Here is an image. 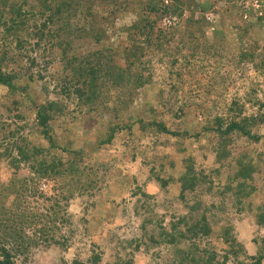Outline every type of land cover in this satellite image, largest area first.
<instances>
[{"label": "rangeland", "instance_id": "rangeland-1", "mask_svg": "<svg viewBox=\"0 0 264 264\" xmlns=\"http://www.w3.org/2000/svg\"><path fill=\"white\" fill-rule=\"evenodd\" d=\"M27 1L28 4H36L35 0ZM212 2L215 7L205 12L207 24L204 28L196 27L193 33L191 31L188 33L182 28L183 32L176 34L169 44L171 48L169 55L158 56L161 52H155L157 55L149 56L155 65L156 82L149 89L143 88L134 93L135 100L131 105L120 107L121 119L127 121L133 115L132 118L139 117L148 123L151 116L142 104L145 98L146 101L151 100L158 104L156 106L158 112L160 115H166L165 121L172 130L180 128L183 131L200 132L207 125L208 119L215 114H222L234 100L245 103L246 113L256 111L260 104L264 103V72L255 71L253 65L241 61L242 53L249 51L252 45L264 44L263 32H257L255 29V34L246 32V25L257 16L263 15L261 17L264 20V0H212ZM218 4L221 7H218ZM188 15L190 12H186L185 17ZM130 22L131 18L126 17L119 25L123 23L129 25ZM98 27L101 26L98 24L96 29ZM105 30L101 33L98 29H88L87 34L91 42L82 44L78 54L87 53L89 48L104 51L108 49L106 45L110 44L114 50L117 49L121 53L119 57L116 53L112 55L105 52L112 55L110 66L117 68V65L121 64L124 67L123 49L125 50L128 45L124 34L119 30H113L110 25H107ZM262 30L264 31V26ZM3 36L4 32L0 28V38ZM97 38L101 39V42H97ZM27 39L31 44L36 41L30 35ZM49 48L50 45L44 46L43 43L36 51L31 52L28 47V50L23 52L24 58L20 54L22 50L19 51L15 44H11L8 56L16 60L12 67L17 68L20 75L17 85L28 86V91L12 92L7 88H0V118L1 114L4 116L9 114L8 107L12 109L11 115L23 112L33 118L36 105L48 99H61L67 104V112L64 121L55 123L57 133L61 135L60 145L66 146L69 137L77 143L86 142L89 163L86 161L85 163L92 165L93 171L97 172L96 175H92L95 183L84 193L75 191V196L68 200H62L60 194L53 195L49 184L42 185L38 192L28 194L21 201L17 213L25 212L24 215L27 217L25 216L22 221L18 218L7 230L6 228L0 230V239H4L7 247L14 249L18 264H64V262L72 264L73 260L87 264L88 257L93 251L102 252L103 260L100 264H115L117 257L125 261L132 258L134 264H179L180 255L176 247L164 243L155 245L149 239L150 234L161 218L164 217V223L168 225L171 213L181 215L185 212V203L177 199L181 191L179 179L186 171L185 163L182 162L183 157L192 156L196 169L203 168L206 173L214 176L218 164L215 163L214 146L210 143L212 134L202 132L199 138H177L139 132L135 137L136 142H131L128 132H124L126 141L118 144L117 148L101 149L97 144H91L87 140L89 138L84 136V131L94 133L96 128L86 122V118L89 117L87 113L80 114L79 111H75L77 106L74 97L68 98L61 93L62 84L71 74L64 70L65 64L58 49L52 52ZM31 57L35 58L34 64ZM173 62L175 66L172 65ZM103 80L107 94L108 83L105 78ZM162 90L163 100H158ZM119 95L118 90L108 93L109 107L107 111L101 110L97 116L102 115L103 124L109 120L113 123L120 122L112 109ZM251 95L252 103L249 102ZM165 100L172 110L171 113L166 112L167 108L162 105ZM31 101L34 102V106ZM257 101L260 103L254 105ZM14 103H20L18 111L15 110L14 106L17 105ZM62 122L66 123L62 125ZM71 127H76L77 138L68 134L72 132ZM257 132L261 136L260 142L245 148V143L239 141L234 147L236 155L248 149L255 153L256 159L258 151L264 150V126L258 128ZM0 137H4V132H1ZM213 140L215 141V136ZM39 143L47 145L41 140ZM183 149L185 153L178 151ZM4 166H7L5 158L0 160V184L6 183L2 180L6 173ZM152 170L168 181L166 187H161L160 183L155 181ZM260 171L255 174L256 179L253 181L256 187L254 196L247 200V204L250 201L254 202V208L264 205L262 176L264 163L260 166ZM226 175L227 170L222 171L219 181H216L210 193L206 190L209 183L197 193L205 195L203 211L215 205V208L206 212L214 223V232L207 241L200 242V245L202 248L206 246L209 249H216L223 255V249H230L231 240L235 239L233 249L238 250L239 255L235 258L230 253L228 264H237L241 260L246 264H253L254 260L251 257L264 253V226L257 224L253 213L246 210L244 205H238L234 200L223 197L221 187L227 180ZM18 176L26 177V170H20ZM72 185L67 188L70 187L73 191L75 186ZM139 190L150 194L149 199L143 198L142 191ZM136 191L138 196L133 194ZM186 194L190 199L192 194L190 192ZM64 195L68 196L69 192L65 191ZM15 200V196H12L7 201L8 208L16 210ZM138 201L145 204V209L141 210L140 214L135 212ZM220 204L223 208L217 211L216 208ZM59 209L62 214H54ZM33 215L35 217H32ZM60 219L66 221L62 222ZM147 220L149 222L146 224ZM43 225H47L50 235L52 230L59 226L60 230L54 235L61 238V241H66L65 246L52 242L45 244L40 238L41 233L38 232ZM143 225L145 229L142 228ZM225 226L230 228L229 243L226 244L220 237ZM95 243L100 244L101 249Z\"/></svg>", "mask_w": 264, "mask_h": 264}, {"label": "trees", "instance_id": "trees-1", "mask_svg": "<svg viewBox=\"0 0 264 264\" xmlns=\"http://www.w3.org/2000/svg\"><path fill=\"white\" fill-rule=\"evenodd\" d=\"M35 1L36 4H28L27 0H0V28L4 32V36L0 38V88H7L12 92L27 93L28 91V86L17 85L20 75L17 68L12 67L16 60L8 56L11 44H15L19 51L22 50L20 54L23 55L28 47L31 52L36 51L44 43V46L50 45L49 49L52 52L58 49L65 64L64 70L71 74H69L70 78L62 84L60 91L68 98L74 97L77 106L75 111H79L80 114L87 113L89 116L86 122L91 127H95L96 131L94 133L91 131L90 133L89 130L84 131V136L89 138L87 140L91 144L95 143L101 149L117 148L118 144L126 141L124 132H128L131 142H136L135 137L139 132L140 134L151 132L156 136L170 135L177 138H199L202 132H210L213 137L215 136V141L212 137L210 143L214 146L215 163L218 164L214 176L206 173L203 168L196 169L192 156L183 157L182 162L185 163L186 171L179 179L181 191L177 199L185 203V212L181 215L171 213L172 217L168 225H165L164 217L161 218L154 225V231L149 239L155 245L161 243L174 245L180 255L179 264H228L230 253L237 258L239 251L233 249L235 239L231 240L230 249H223V255L216 249L201 247L200 242L207 241L214 232V223L206 212L215 208V205L203 211L205 195L201 196L197 193L202 191L207 183L209 184L206 190L210 193V189L217 180L219 181L222 171L227 170V180L222 184L221 194L225 199L230 198L238 205H244L246 210L253 213L257 224L264 226V205L254 208L253 201L247 204V200L254 196L256 190L253 181L256 179L255 174L261 172L264 150L258 151L254 148L258 151L256 160L255 153L250 150L247 149L236 155V149H234L241 140L245 143L244 146H247L245 148L260 142L261 136L257 129L264 126V103L260 104L256 111L246 113L245 103L234 100L222 114H215L208 119L207 125L200 132L183 131L180 128L172 130L165 121L166 115H160L158 112L156 107L158 104L155 101H146L145 98L142 104L151 116L148 123L139 117L132 118L133 115L130 116L131 119L125 121L119 114L120 107H127L134 102V93L143 88L149 89L155 84V65L149 56L157 55L155 52H161L158 56L169 55L170 42L176 34H181L184 28L188 33L196 27L204 28L207 24L205 12L215 7L212 0L203 2L198 0ZM218 7L221 6L218 4ZM186 12H190L187 17H185ZM261 16L263 15L257 16L254 21L246 25L247 33L255 34L254 29L264 33L262 30L264 20ZM126 17L131 18L130 24L119 25V22L125 21ZM98 24L101 27L97 29L101 33L106 31L107 25H110L113 30H119L124 34L128 42L126 49H123L124 67L121 64L117 65V68L110 66L114 53L116 56H121V53L117 49L114 50L110 44L106 45L108 49L104 51L89 48L87 53L78 54L82 44L91 42L87 30H97ZM29 35L36 39L35 43L31 44L28 41ZM96 40L101 42L99 38ZM105 52H110L112 55ZM161 60L162 57L159 58V61ZM31 61L32 64L36 62L34 57H31ZM241 61L253 65L255 71L264 72V44L252 45L249 51L242 53ZM172 65L175 66V63L173 62ZM104 78L108 83L109 92L116 90L120 92L115 99L117 105L112 107L115 115L120 119L119 123L109 120L103 124L102 115L97 117L101 110L107 111L109 107L107 100L109 92L105 93ZM162 94L163 90L159 93L158 100H163ZM166 101L162 105L167 108L166 112L171 113L172 110ZM249 102H253L252 95ZM20 103H14L17 105V107L14 106L16 111ZM31 103L34 106V102L31 101ZM8 108L9 114L6 116L1 114L0 118V134L4 132V137H0V160L5 158L7 163V166H4L6 173L2 178L6 183L0 184V230L5 228L7 230L18 218L22 221L25 216L27 217L24 215L25 212L17 213L22 204L21 201L28 194L38 192L42 185L49 184L53 195L60 194L62 200H68L75 196V191L81 193L88 191L95 183L92 175L97 173L93 171L92 165L85 163V161L89 163L85 141L77 143L69 137L66 146L60 145L61 135L57 133L55 123L64 121L63 118L67 112V104L61 99H48L36 105L33 118L23 112L11 115L12 109ZM65 123L62 122V125ZM71 128L73 134L72 132L68 134L77 138L76 127ZM39 140L46 142L47 145L39 143ZM178 151L185 153L184 149ZM22 169L26 170L27 176L21 178L18 175ZM262 176L264 177L263 173ZM152 177L160 183L161 187L167 186L168 181L154 170H152ZM220 182H218L219 185ZM62 183L65 184L62 185ZM72 184L75 186L73 191L70 187L67 188ZM65 191L69 192V197L64 195ZM137 192L133 194L138 196ZM188 192L192 194L190 199L187 198ZM141 195L145 199L150 197L146 191H142ZM12 196L16 198L14 203L16 210L8 208L7 205V201ZM222 208L220 204L216 209L218 211ZM143 209L145 204L138 201L135 212L140 214ZM54 214H62L61 209ZM212 217L214 218L215 215ZM60 220L66 221V219ZM147 222L149 221L145 223ZM142 228L145 229V225ZM57 230H60L59 226L56 230L53 229L50 235L47 225H43L38 232L41 233L40 238L45 244L52 242L65 246L66 241L55 237ZM229 230L230 228L226 226L221 230L220 237L224 239V244L229 243ZM3 241L4 239H0V264H18L14 249L7 247ZM95 245L101 249L100 244L95 243ZM137 248L139 249L140 245ZM251 259L254 260L253 264H264V253ZM102 260V252L93 251L88 257L87 264H100ZM114 263L134 264V260L128 258L125 261L117 257ZM64 264L68 263L64 262ZM72 264L85 263L73 260ZM237 264H246V262L241 260Z\"/></svg>", "mask_w": 264, "mask_h": 264}]
</instances>
